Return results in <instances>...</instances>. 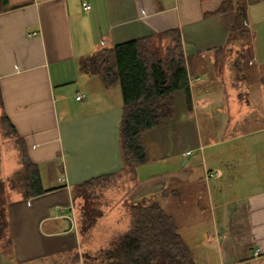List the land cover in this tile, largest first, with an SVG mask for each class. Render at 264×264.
Wrapping results in <instances>:
<instances>
[{"label": "crops", "instance_id": "obj_1", "mask_svg": "<svg viewBox=\"0 0 264 264\" xmlns=\"http://www.w3.org/2000/svg\"><path fill=\"white\" fill-rule=\"evenodd\" d=\"M7 1L0 11V111L24 141L47 192L24 200L8 191L10 244L0 243V264H76L75 254L92 256L127 231L119 211L128 219L131 204L152 202L174 218L198 264H264V112L251 108L252 116L236 107L264 103V0H245L248 36L238 40H230L234 13L219 11L226 0ZM168 30L180 35L190 105L182 92L174 94L172 118L142 137L148 162L135 178L125 174L116 214L102 212L84 240L72 189L122 174V96L117 85L82 73L79 61ZM246 51L253 73L243 77L245 91L238 93L233 65ZM224 55L232 56L219 75ZM233 72L234 83L226 84L224 74ZM248 115V123L258 124H242V131L239 123ZM7 144L16 164L7 175L0 170L2 180L19 168L18 153ZM1 155L0 146V169Z\"/></svg>", "mask_w": 264, "mask_h": 264}, {"label": "trees", "instance_id": "obj_2", "mask_svg": "<svg viewBox=\"0 0 264 264\" xmlns=\"http://www.w3.org/2000/svg\"><path fill=\"white\" fill-rule=\"evenodd\" d=\"M7 4V0H0V11ZM219 11L234 13L230 40L248 36L245 0H226ZM239 57L233 65L235 72L243 68L237 72L248 79L253 73L248 68L249 57L245 54ZM80 61L82 73L98 76L106 87L119 86L122 96L119 124L122 174L92 178L72 189V199L78 201L79 206L78 233L86 240L102 217V210L97 204L101 190L111 189L114 181L125 174L135 178L137 169L148 162L143 135L172 118L175 93L182 92L188 106L191 97L190 74L177 30L103 47ZM3 142L12 143L18 153L19 164L9 179L0 178V243L6 247L10 244L5 213L8 191H14L27 200L47 190L42 187L38 167L30 160L24 141L0 111V145ZM129 218L127 231L108 248L92 256L85 254V264H198L193 252L178 234L174 218L157 203L131 204ZM72 260L77 264L80 257L75 254Z\"/></svg>", "mask_w": 264, "mask_h": 264}, {"label": "rangeland", "instance_id": "obj_3", "mask_svg": "<svg viewBox=\"0 0 264 264\" xmlns=\"http://www.w3.org/2000/svg\"><path fill=\"white\" fill-rule=\"evenodd\" d=\"M244 54L247 56V51L246 52H244ZM232 55H224L221 59H219L218 60V65H217V74H219L220 75V73H221V71H222V67H225V66H223V63L222 62H224L225 60H227V59H229V60H231V57ZM81 60V59H80ZM80 62H82V61H79V63ZM209 68H211V67H207V69H209ZM239 70H243V68L242 69H236V75L237 76H242L239 72H237V71H239ZM225 71H226V69H225ZM252 71V70H251ZM257 72H259V70L257 69ZM85 74V73H84ZM263 75L264 74H261V77L263 78ZM224 81H225V83L226 84H229V83H234V79H235V77H234V72L232 73V74H230V77L228 78L227 77V75L226 74H224ZM238 79H240V89H239V91H238V93H242L243 91H245V87H244V84L245 83H242L243 81H244V79H243V76H242V78H240V77H237ZM254 79H256L257 78V76H254L253 77ZM229 81V82H228ZM246 86V85H245ZM117 88V90H120V88H119V86H117L116 87ZM248 88V87H247ZM253 88V87H252ZM252 88L251 89H249V90H252ZM255 88V87H254ZM253 88V89H254ZM229 91H231L230 89H228ZM255 90V89H254ZM262 93H264V90H262V92H261V94ZM223 98H224V96H222ZM237 95H236V97H235V100L237 101ZM229 100L231 101V100H233L232 98H229ZM234 100V102L236 103V101ZM253 105L255 106V107H252V106H250L251 104H250V102H245V101H243L242 103H240V104H238L236 107L238 108V112H239V110L240 111H242V110H245V112H248L249 114H251L252 116H253V114H255V112L253 111V110H260V111H256L257 113L256 114H260V115H262L263 114V110H264V106H263V104L264 103H260V102H258V101H253ZM253 109L252 111H250V109ZM244 115H245V113H244ZM226 118V117H225ZM248 118H249V115H248V117H246L245 119L243 118L242 119V122H240L239 123V128L241 127V130L243 131V128L244 127H242V124L243 125H245V127H247V128H249L250 126H256L257 124H255L254 125V122H251V123H248L247 122V120H248ZM245 120V121H244ZM243 121H244V123H243ZM225 126H227L226 124H225ZM203 127L204 126H202V124H200V129L202 130V132L204 131V129H203ZM238 128V129H239ZM254 139H257V137H254V138H252V141L254 140ZM1 173H2V175H7V174H9L10 172V167H12V165H14V164H16L15 163V161H12L13 160V157H14V154H15V152H14V150L7 144V142H3L1 145ZM263 152V151H262ZM12 170V169H11ZM125 176V175H124ZM124 176H121V177H119L118 179H116L115 181H114V183L112 184V186H111V189H102L101 191V193L99 194V196H98V198H97V204H98V206L100 207V209L102 210V212H106L107 211V215H109V214H111V216L113 215V214H116V212H115V207L118 205V204H120V202L118 203V204H116L115 202H116V199H117V197H120L119 195H122V193H123V191H125V189H126V183H125V177ZM115 204V205H114ZM125 207V204L124 203H122L121 204V209H123ZM123 211H119V213H120V217H121V219H120V223H122V225H124L125 224V226H126V223H129V220H130V218H129V216H128V219L125 217V215L123 216V213H122ZM122 213V214H121ZM177 222H178V220H177ZM179 223V222H178ZM190 225H189V229L191 230V231H193L194 229H195V226L193 225V221L191 220L190 221ZM95 228V227H94ZM82 238V237H81ZM83 239V238H82ZM82 245H85L84 243L82 244ZM194 245H197V242L195 243V244H193L192 242H191V246H192V248H193V246ZM95 255V254H94ZM90 256H91V254H90ZM80 257H82V256H80ZM81 259V258H80ZM83 259V260H82ZM79 262H84L85 263V261H84V258H82ZM87 262V261H86Z\"/></svg>", "mask_w": 264, "mask_h": 264}, {"label": "built area", "instance_id": "obj_4", "mask_svg": "<svg viewBox=\"0 0 264 264\" xmlns=\"http://www.w3.org/2000/svg\"><path fill=\"white\" fill-rule=\"evenodd\" d=\"M83 6H84V8H85L86 10L89 9V6L86 5V4H83ZM76 99H77V100H80V99H81V96H77ZM58 181H59V182H62V181H63V178L58 179ZM256 252H257V251H255V255H256ZM80 264H85V263H84V262H80Z\"/></svg>", "mask_w": 264, "mask_h": 264}]
</instances>
